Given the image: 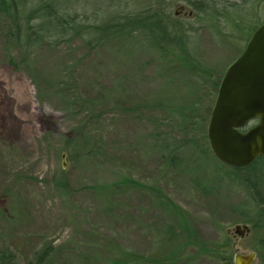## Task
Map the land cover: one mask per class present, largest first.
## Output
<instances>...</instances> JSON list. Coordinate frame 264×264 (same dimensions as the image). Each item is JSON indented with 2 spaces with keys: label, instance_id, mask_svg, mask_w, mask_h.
<instances>
[{
  "label": "rangeland",
  "instance_id": "374dc122",
  "mask_svg": "<svg viewBox=\"0 0 264 264\" xmlns=\"http://www.w3.org/2000/svg\"><path fill=\"white\" fill-rule=\"evenodd\" d=\"M160 1L184 53L165 42L88 46L74 36L50 38L25 55L4 39L0 18V249L18 264L46 244L57 249L53 264H166L173 251L183 258L177 264H232L233 249L254 252L253 264H260L264 228L232 237L234 226L245 224L239 212L256 213L245 199L244 174L208 149V158L190 146L180 149L173 167L159 150L162 140L180 146L184 136L207 148L201 135L218 83L264 21V0H215L219 17L195 13L192 0L150 3L157 8ZM69 2L77 21L93 24L105 7L133 11L147 0ZM65 83L62 92L91 102L87 110L68 109L55 93ZM190 108L207 118L184 135L180 115ZM224 240L220 254L198 251Z\"/></svg>",
  "mask_w": 264,
  "mask_h": 264
},
{
  "label": "trees",
  "instance_id": "16d2710c",
  "mask_svg": "<svg viewBox=\"0 0 264 264\" xmlns=\"http://www.w3.org/2000/svg\"><path fill=\"white\" fill-rule=\"evenodd\" d=\"M150 1L147 0L146 4L139 3L142 4L141 8L127 12L117 9L108 11L107 7H105L102 11L104 14L103 18L97 22V17L94 16L96 23L90 24L85 23L83 20L77 21L78 14L73 10L69 0H0V18L6 27L4 39H13V42L23 50L25 55L35 46L48 41L50 38L66 39L68 37L70 40L74 36L82 37L88 46L115 43L118 44L119 48L121 46L124 47V45L133 48V41H136L140 48L145 46L148 48H160L161 44L165 42L170 43L177 52L184 53L186 50L184 49L183 41L181 38L178 39L176 35V28L171 16L165 10L164 2L160 1L157 8H154ZM188 4L192 6L195 13H201L206 17H211L213 14L219 17L222 14V8H218L215 0H192L188 1ZM138 34L142 38L134 39ZM249 34L250 32L248 36ZM11 61L8 59V63L13 68H16L15 64L11 63ZM68 86V83L57 85L55 93L61 95L60 98L69 106L68 109L72 108L71 106H77L84 107L87 110L89 105H91V102L87 98L81 97L75 92H69L68 95L62 92ZM213 86L216 87V84ZM37 99L40 100L39 97ZM180 118H182L183 128L185 129L182 132L184 135H188L192 133V128L195 124L199 126L204 124L207 115L198 117L193 108H190L188 113L180 115ZM197 119L199 122L196 121ZM201 137L202 139H206L204 134ZM187 146L196 149L199 154L204 155L201 158H208L205 156L207 149L210 152L208 144L206 148L205 145L194 140L191 136L188 138L184 136V140L180 146H175L165 139L162 140L159 150L161 157H163L164 165L173 167L177 163V159L174 157L175 152ZM193 168L195 166L191 169L189 168V170L198 176V174L194 173ZM128 182L131 184L135 183L132 180ZM204 190L208 189L204 188ZM166 204L170 206L168 208L172 211H178L168 199H166ZM183 224L180 220L183 232H185L187 237H192L193 235L190 230ZM251 224L252 230L263 228L256 225L253 221ZM169 231L172 230L169 229ZM168 234V240L174 239V235L170 238L172 232ZM191 243L190 241H186L183 245H192ZM258 244L261 245L259 261L260 264H264V243L260 240ZM227 246L226 240L212 244L211 248H206L205 244L202 243L198 246V251H211L213 254H220L219 249H224ZM56 255L57 249L50 244H46L37 251H34L32 256L23 264H53ZM138 259L139 257L137 256L132 257L134 261ZM165 260L166 264H177L183 258L177 256V252L173 251L172 254H168ZM226 261L231 262L227 258ZM0 264L18 263L15 256L7 248H1Z\"/></svg>",
  "mask_w": 264,
  "mask_h": 264
},
{
  "label": "water",
  "instance_id": "95a60500",
  "mask_svg": "<svg viewBox=\"0 0 264 264\" xmlns=\"http://www.w3.org/2000/svg\"><path fill=\"white\" fill-rule=\"evenodd\" d=\"M253 119L257 123L241 131ZM205 136L210 152L224 165L242 167L256 156H264V21L225 69L209 111ZM248 232L245 226L233 228L239 237ZM231 260L232 264H253L255 253L234 250Z\"/></svg>",
  "mask_w": 264,
  "mask_h": 264
},
{
  "label": "flooded vegetation",
  "instance_id": "af4514ba",
  "mask_svg": "<svg viewBox=\"0 0 264 264\" xmlns=\"http://www.w3.org/2000/svg\"><path fill=\"white\" fill-rule=\"evenodd\" d=\"M256 123H257V119L248 121L245 124V126L241 129V131H245L253 127ZM212 157L214 160L219 162L217 159L214 158V156ZM228 167H231V166H228ZM231 168L236 169L237 172H241L242 174H244L243 175L244 178H242L241 181L243 184V189L248 192V196L246 195L245 199L246 201L248 200L251 207L254 208L256 211V213L254 214V217L252 218L248 217L246 213L239 212V215H241L242 219L244 220L243 223L245 224H240V225H235V226H239V227L245 226L248 228L250 232V230H252L251 222L253 221L256 223V225L262 226L264 228V156L258 155L254 157L253 160L249 162L248 164H246L245 166L231 167ZM242 203H243V200L237 204H242ZM234 211L236 212V209ZM247 223L250 225L249 227L246 225ZM248 233L243 234L240 237L246 236L248 235ZM232 237H236V235H234L233 233V230H232ZM260 240H262V242L264 243V236ZM260 240H258L257 243ZM234 250H237V249H233V253H234Z\"/></svg>",
  "mask_w": 264,
  "mask_h": 264
}]
</instances>
